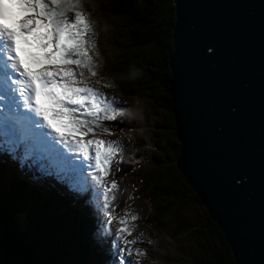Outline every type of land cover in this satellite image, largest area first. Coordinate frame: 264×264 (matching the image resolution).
Listing matches in <instances>:
<instances>
[{
    "label": "water",
    "instance_id": "obj_1",
    "mask_svg": "<svg viewBox=\"0 0 264 264\" xmlns=\"http://www.w3.org/2000/svg\"><path fill=\"white\" fill-rule=\"evenodd\" d=\"M172 2L175 167L234 264H264V0ZM0 264L56 263L2 227Z\"/></svg>",
    "mask_w": 264,
    "mask_h": 264
},
{
    "label": "trees",
    "instance_id": "obj_2",
    "mask_svg": "<svg viewBox=\"0 0 264 264\" xmlns=\"http://www.w3.org/2000/svg\"><path fill=\"white\" fill-rule=\"evenodd\" d=\"M84 2L90 3L93 13L105 22L102 31L94 35L96 50L92 54L93 60L98 62L94 79L104 80L106 91L148 98L149 105L159 106L169 120L171 131L163 132L154 139V150L149 157L159 177L155 183L150 181L154 173L142 179L145 183L142 191H147L149 198L155 200L152 212L145 221L169 236L188 235L195 243L197 254L179 244L184 255L178 260L179 264H234L222 232L175 167L179 143L174 135L172 104L168 93L171 78L168 57L172 50L175 19L172 0ZM106 16L114 23L108 24L104 19ZM106 84L112 87H105ZM142 114L145 126H151L152 111L144 107ZM38 190L27 188L16 178L13 167L0 159V228L15 232L56 264H93L94 260L88 258L86 248L87 251L90 248L91 254L96 245L90 241L88 248L85 240V235L88 236L92 228L91 213L84 222L88 211L76 213L69 199L54 198L50 194L47 196L43 190ZM56 201L61 204H55ZM186 206H195L199 210L200 222H190L183 216L181 210ZM64 243L74 248L72 258L62 248L61 244Z\"/></svg>",
    "mask_w": 264,
    "mask_h": 264
},
{
    "label": "snow or ice",
    "instance_id": "obj_3",
    "mask_svg": "<svg viewBox=\"0 0 264 264\" xmlns=\"http://www.w3.org/2000/svg\"><path fill=\"white\" fill-rule=\"evenodd\" d=\"M81 0H0V137L5 153L16 159L20 147L25 150L38 137L41 126L54 138L49 146L77 153L93 170V178L105 194L110 166L123 152L117 140L82 139L97 131L110 132L102 121H114L124 115V108L89 81L97 76L93 60L96 37L88 15L80 10ZM11 18L13 26L5 23ZM96 84L101 83L95 80ZM112 87V85H105ZM115 105V106H114ZM23 109V111H21ZM38 117L39 120L34 119ZM65 118L67 122L65 123ZM74 132L75 135L68 134ZM23 163V160H21ZM107 199V195L105 197ZM114 199V197H113ZM113 217L108 215V220ZM137 217L131 216L135 221ZM115 235L127 246L132 229L128 220L120 219ZM119 253L146 255L141 249L120 248ZM119 264H138L131 259Z\"/></svg>",
    "mask_w": 264,
    "mask_h": 264
},
{
    "label": "rangeland",
    "instance_id": "obj_4",
    "mask_svg": "<svg viewBox=\"0 0 264 264\" xmlns=\"http://www.w3.org/2000/svg\"><path fill=\"white\" fill-rule=\"evenodd\" d=\"M89 4H86L84 0H81L80 10L89 13L88 20L92 25L91 34L95 35L102 31L105 22L93 13V7ZM95 4H97V2H95ZM104 19L108 24L114 23L110 21L109 16H106ZM102 55L103 52L101 50V56ZM95 60L97 61L96 58ZM95 63L98 64V62ZM95 80L97 79L93 78L89 83L104 93L107 97L115 98L116 104L122 106L125 111L122 117H117L114 121H102L103 125L110 129V132L97 131L94 134L90 133L87 136L93 135L94 137H99V139L105 141H108L107 139L120 141L124 146L123 152H126L122 159H120L119 163H117L120 165L123 163L122 166L124 168L118 166L117 169H114V166L112 168L110 166L111 171L106 177V183L110 186L111 182L115 181L116 187H110L107 194L92 193L94 190L97 192L101 190V186L93 178V170L89 169L84 162L82 163V165H84L82 169L77 168V163L74 162L75 158H73L75 155L71 158L76 167V169H74L75 172L79 173V171H84L88 176L89 181H91V183L93 182L91 189L87 190L82 197H80L76 190H74V187L72 189L67 185L66 186L70 189L71 196L67 198V195L69 194H63V198L69 199L71 203L78 200L79 202L76 207L83 206L84 210L88 211L87 214L85 213L84 222L86 219H89L88 215H90V213L93 214L94 222L92 220L91 222L95 226L89 229V235H85V240L90 242L92 239L91 243L95 244L96 242L97 244H95L96 248L93 251L95 254H93L94 257L86 248L87 256L88 258L93 257L95 259L93 264H119L121 259L138 261V264H179L180 261L178 260H181L184 256L179 249V244L184 245L191 253L197 254L195 243L192 242L188 235L169 236L162 229L147 224L145 218L152 212L151 208L155 200L152 201L151 198H149L147 191L146 193L142 191V185L145 184L142 179L146 175L154 173L150 180L151 183H155L156 179L159 177V174L156 173L154 164L149 161V157L154 150V139L163 132L171 131L168 126L169 120L159 106L155 107L154 104L149 105L148 98L139 95L128 97L106 91L103 87L104 80H100L101 83L99 84H96ZM144 107L152 111L153 118L150 120L151 126H145V118L142 114ZM0 112H2L1 107ZM65 121L67 122L66 118ZM2 146L1 143L0 149L3 148ZM125 148H127V150H125ZM8 154L9 153L0 150V159H2L5 164L13 167L17 179L20 180L23 178L22 175H27L31 182H35L32 184H34L37 189L40 187L38 191L43 190L47 193V196L48 194H54L59 198V196L55 194L56 192L54 191V188L57 187L62 190L67 189L66 186L64 187L60 184L58 178H53L51 181L49 180L51 171L46 170L45 167L42 166H46L48 163L46 161L41 162L39 158L37 159L34 156V153L30 160H23L21 158L23 163H21L19 151H16L15 160L10 159L11 155L9 156ZM113 171H115L114 174ZM19 174L21 175V178ZM145 178H149V176ZM38 180H45L48 184L52 183L54 187L49 188L46 186H40L42 183L37 182ZM106 195L107 199L105 198ZM55 204L60 205L61 203L56 201ZM181 212L190 222H200L201 220V213L195 206H186ZM109 214L113 217L111 221L108 220ZM133 215L137 217L135 221L131 220V216ZM120 219H127V227L132 229L131 235L127 238L130 240H138L139 242L127 246L124 245L119 237L115 235L116 230L122 227L119 223ZM167 220L168 219H166V221ZM85 225L87 228L86 223ZM104 236L106 237L105 239L103 238ZM117 245H119L120 248L131 247L132 249H141L146 255L138 256L133 252L129 257L127 252L123 254L119 253ZM89 247L90 245L88 243V248ZM71 249L72 253L70 254V257L72 258L74 256V248L72 247ZM90 262H92V260Z\"/></svg>",
    "mask_w": 264,
    "mask_h": 264
},
{
    "label": "bare ground",
    "instance_id": "obj_5",
    "mask_svg": "<svg viewBox=\"0 0 264 264\" xmlns=\"http://www.w3.org/2000/svg\"><path fill=\"white\" fill-rule=\"evenodd\" d=\"M0 107L5 110V108L2 105H0ZM64 122L66 123V121H64ZM39 132L44 134V135L41 136V137H38L36 140H34L29 145L27 150H25V148L23 146L20 147L19 149H17V151H19L20 157L23 160L24 159L30 160V159H32L33 153H34V156L37 159L39 158L41 162L42 161H46L48 163V164H46V166L44 165V167H45L46 170L51 171V174H50V177H49L50 181L53 178H55V179L58 178L60 184H62L64 187L67 185L68 187H70L72 189L74 187V190H76V192L79 194V196L82 197L83 194H85L87 190L91 189V186L93 184V182L91 183V181H89L88 176L85 173H77L74 170V169H76V167L79 168V169H82L84 167V165H82V163H83L82 157H80L77 154V156H78V158H77L75 153H69V155H66V153H65V155H64L62 150L57 152L56 150L52 149L49 146V141H54V138L47 135L48 129H45V128L44 129H39ZM68 134L75 135L74 132H69ZM92 137H93V135L92 136L78 137V138L88 139V138H92ZM95 138L99 139V137H96V136H95ZM107 140H109V139H107ZM57 148H61V146L57 145ZM32 149H33V152H32ZM37 150H39V152ZM125 150H127V148H125ZM125 152L126 151H124L122 154H120V153L117 154V158L115 159V161L111 165V168L113 166H114L113 167L114 169H117L118 166H121V168H124L122 166L123 163H121V165L117 164V163H119L120 159H122V157L125 154ZM71 154H72V156H74V155L76 156V157H73V158H75V161L77 162V166L76 167H75L74 163L71 160ZM3 158H4V156H3ZM34 164H36V163H34ZM110 171H111V169H110ZM114 173H115V171H113V174ZM19 176L21 178L20 174H19ZM22 177L23 178L20 179V180L22 181V183L27 188L37 190L36 186L34 184H32V183H35V182H31L29 180L30 178H28L27 175H22ZM25 180H26V182H25ZM27 182H29V183H27ZM37 182H41L42 183V185H40V186H46V187H49V188H53L54 187V185L52 183L48 184L45 180H38ZM67 186H66L67 189H64V190L58 189L57 187L54 188V191L56 192L55 194H57L59 196V198H61L63 200H64V198H63V194L64 193L69 194V195H67V198L69 196H71V194H70L71 192L69 191L70 189ZM75 187H76V189H75ZM92 193H94V194H96V193L104 194L105 192L101 188L100 191L97 192V191L94 190V192L92 191ZM52 197L56 198L57 196L53 194ZM58 200H60V199H58ZM78 202L79 201L76 200L74 203H71V207L73 208V211L76 212V213H80L82 210H84L83 206H77L76 207ZM86 208H87V206H86ZM91 217H93L92 213H91ZM92 221H94V219ZM90 224H91L92 227L95 226L94 224H92V222ZM91 241H92V239H91ZM86 242L88 243V241H86ZM95 244H97V243L95 242ZM89 250H90V248H89ZM91 254L93 255L94 253L91 252ZM94 255H93V257H94ZM93 260L95 261L94 258H93Z\"/></svg>",
    "mask_w": 264,
    "mask_h": 264
}]
</instances>
